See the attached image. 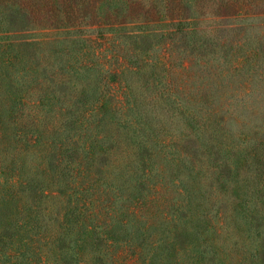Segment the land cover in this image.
Masks as SVG:
<instances>
[{"label":"trees","instance_id":"1","mask_svg":"<svg viewBox=\"0 0 264 264\" xmlns=\"http://www.w3.org/2000/svg\"><path fill=\"white\" fill-rule=\"evenodd\" d=\"M176 2L0 0V264H264V0Z\"/></svg>","mask_w":264,"mask_h":264},{"label":"rangeland","instance_id":"2","mask_svg":"<svg viewBox=\"0 0 264 264\" xmlns=\"http://www.w3.org/2000/svg\"><path fill=\"white\" fill-rule=\"evenodd\" d=\"M169 2L170 8L173 10H169L167 12L168 15L162 16L163 13H159L162 6ZM136 7L140 8L143 11H146L144 5L149 3V5L153 6L156 12L159 14V19H169V17L178 18L181 10L182 3L177 5L176 0H134ZM260 0H190L189 8H185L184 12L187 9L186 14L192 15L197 18L199 23H203L210 27L215 25L220 26L223 29V33L229 34L232 39H240L244 40L246 36L243 33L242 29H239L243 26V17L246 15V12L250 11V7H255L258 10V3ZM176 4V6H175ZM181 8V9H180ZM175 9V10H174ZM178 9V10H176ZM261 10V9H260ZM168 17V18H165ZM160 27V26H159ZM255 33V32H254ZM195 72L198 73V63L194 66ZM198 74L203 75L201 72ZM203 78H206L205 75L200 77L201 81ZM246 97V95H244ZM235 99L240 100V95ZM249 105V108L246 109L242 107V103L239 105V113L244 117L247 115L248 118L252 117L254 119L255 115H258L257 121L264 125V94H259L258 90H255L247 97L246 101ZM251 105H255L258 113L251 111Z\"/></svg>","mask_w":264,"mask_h":264}]
</instances>
